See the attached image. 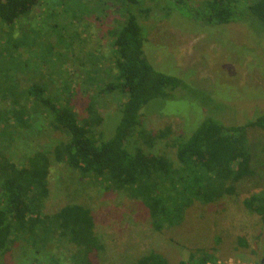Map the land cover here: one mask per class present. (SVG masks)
<instances>
[{
  "label": "rangeland",
  "instance_id": "rangeland-1",
  "mask_svg": "<svg viewBox=\"0 0 264 264\" xmlns=\"http://www.w3.org/2000/svg\"><path fill=\"white\" fill-rule=\"evenodd\" d=\"M197 1L201 0L188 4ZM135 2L132 10L145 31L143 49L149 63L203 92L154 99L144 106L150 109L142 115L146 129H171L156 143L157 153L176 160L172 137L185 129L186 121L190 130L207 117L239 124L255 110H264L263 26L251 20L207 24L188 7L176 11L158 7L165 0ZM123 3L40 0L15 23L0 21V148L11 161L22 164L29 152L50 148L58 138L66 139L65 133L36 130L39 105L29 108L32 117L37 116L31 127L18 125L10 117L12 97L20 105L32 107L27 95L32 85L48 89L50 96L67 104L79 118L86 116V105L95 97L104 117L101 128L113 131L117 119L109 117L116 112L118 99L101 94L98 88L109 80L105 68L110 74L115 71L108 31L122 22L124 13L119 8ZM145 8L150 10L142 11ZM247 135L253 142H264L258 138H264L262 130L250 129ZM47 180L43 214L70 203L81 204L92 214L102 249L89 256L88 264H134L150 252L160 253L169 264L204 253L214 255L215 261L250 262L247 246L252 244L260 219L243 206L242 199L263 189L264 180L243 179L236 184L235 195L205 204L194 202L180 223L161 229L152 226L140 198L127 191H110L104 183L83 177L63 163H52ZM238 238L245 241V247ZM3 260L6 264H78L72 244L52 239L45 245H32L19 237L9 243Z\"/></svg>",
  "mask_w": 264,
  "mask_h": 264
},
{
  "label": "trees",
  "instance_id": "trees-1",
  "mask_svg": "<svg viewBox=\"0 0 264 264\" xmlns=\"http://www.w3.org/2000/svg\"><path fill=\"white\" fill-rule=\"evenodd\" d=\"M39 1L0 0V21L15 23ZM135 1L122 0L119 9L123 10V20L108 31L115 71L110 74L105 68L103 73L109 80L101 83L98 90L118 99L116 112L109 117L117 119L111 133L101 128L104 117L95 105V97L90 98L86 116L82 118L41 86L27 89L32 107L20 105L12 97L8 113L18 125L31 127L36 123L37 116L33 118L29 108L39 105L36 130L65 133L66 139L58 138L50 148L29 152L22 164L11 161L0 148V264H6L3 256L16 237L32 245H45L52 239L72 244L78 264H88L89 256L102 249L87 207L70 203L51 214L41 212L49 192L47 178L53 162L104 183L110 191H127L132 197L140 198L155 229L180 223L194 202L205 204L235 195V186L243 179L264 180V142H253L247 135L250 129L264 131V110H255V114L239 124H225L207 117L190 130L186 121L185 129L172 137L175 161L155 151L156 143L168 136L171 129L169 126L156 132L146 129L142 115L150 109L144 106L154 99L183 98L203 92L149 63L143 49L145 31L132 10ZM190 1L165 0L166 4L158 2V7L176 11H186L188 7L207 24L251 20L264 27V0H201L189 5ZM242 204L262 216L264 188L251 192L242 199ZM238 242L246 246L242 238ZM215 260L212 254H191L188 261L178 264ZM134 264L169 263L160 253L150 252Z\"/></svg>",
  "mask_w": 264,
  "mask_h": 264
},
{
  "label": "flooded vegetation",
  "instance_id": "flooded-vegetation-1",
  "mask_svg": "<svg viewBox=\"0 0 264 264\" xmlns=\"http://www.w3.org/2000/svg\"><path fill=\"white\" fill-rule=\"evenodd\" d=\"M259 226L255 232L252 244L247 246L250 262L247 264H264V212L259 216Z\"/></svg>",
  "mask_w": 264,
  "mask_h": 264
},
{
  "label": "built area",
  "instance_id": "built-area-1",
  "mask_svg": "<svg viewBox=\"0 0 264 264\" xmlns=\"http://www.w3.org/2000/svg\"><path fill=\"white\" fill-rule=\"evenodd\" d=\"M228 260L227 261H220V260H218V261H207L204 264H247L243 261L242 262L241 261L233 262L231 260H229V261Z\"/></svg>",
  "mask_w": 264,
  "mask_h": 264
}]
</instances>
